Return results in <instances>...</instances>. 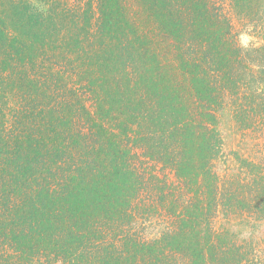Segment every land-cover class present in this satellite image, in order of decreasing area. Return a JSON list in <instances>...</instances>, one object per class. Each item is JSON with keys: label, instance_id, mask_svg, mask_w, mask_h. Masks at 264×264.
<instances>
[{"label": "trees", "instance_id": "1", "mask_svg": "<svg viewBox=\"0 0 264 264\" xmlns=\"http://www.w3.org/2000/svg\"><path fill=\"white\" fill-rule=\"evenodd\" d=\"M0 264H264V0H0Z\"/></svg>", "mask_w": 264, "mask_h": 264}, {"label": "rangeland", "instance_id": "2", "mask_svg": "<svg viewBox=\"0 0 264 264\" xmlns=\"http://www.w3.org/2000/svg\"><path fill=\"white\" fill-rule=\"evenodd\" d=\"M247 38H243V42H246ZM225 149L228 150H239L240 137L228 124L221 128Z\"/></svg>", "mask_w": 264, "mask_h": 264}]
</instances>
